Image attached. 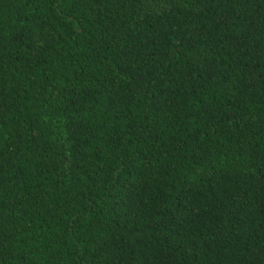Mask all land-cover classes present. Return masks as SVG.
Here are the masks:
<instances>
[{
  "label": "trees",
  "instance_id": "1",
  "mask_svg": "<svg viewBox=\"0 0 264 264\" xmlns=\"http://www.w3.org/2000/svg\"><path fill=\"white\" fill-rule=\"evenodd\" d=\"M0 264H264V0H0Z\"/></svg>",
  "mask_w": 264,
  "mask_h": 264
}]
</instances>
